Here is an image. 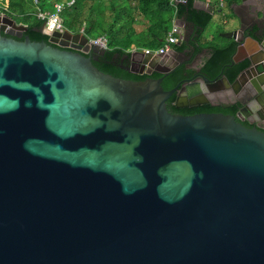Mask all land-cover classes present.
I'll list each match as a JSON object with an SVG mask.
<instances>
[{
	"label": "water",
	"instance_id": "95a60500",
	"mask_svg": "<svg viewBox=\"0 0 264 264\" xmlns=\"http://www.w3.org/2000/svg\"><path fill=\"white\" fill-rule=\"evenodd\" d=\"M233 14L219 34L240 43L262 17L247 0ZM0 29V264H264V32L234 81L167 90L165 54L131 52L120 67L147 77L128 79L97 68L86 34ZM175 93L219 94L240 118L172 113Z\"/></svg>",
	"mask_w": 264,
	"mask_h": 264
},
{
	"label": "trees",
	"instance_id": "16d2710c",
	"mask_svg": "<svg viewBox=\"0 0 264 264\" xmlns=\"http://www.w3.org/2000/svg\"><path fill=\"white\" fill-rule=\"evenodd\" d=\"M68 0H0V11L13 18L18 25H26L28 30L24 32L33 41H48L49 35L39 33L44 20L37 17L39 11H51L57 2L64 3L61 17L64 26L72 31L79 32L84 27L88 36L96 33L105 35L108 41L104 55L100 56L94 64L101 71L113 76L128 79H144L147 75H133L127 73L120 66H126L129 62V50L135 46L139 49L157 48L162 45V40L171 28L173 15L177 18H185L189 23H194L199 29L200 41L205 28L212 19L213 9L203 10L194 7L195 0H185L175 5L171 0H75L72 6H67ZM233 1L225 0L222 7ZM102 4V5H101ZM219 7V6H218ZM233 14V13H232ZM143 27L138 31L136 26ZM217 32L216 40L201 45L208 47L211 55L207 58L203 71L210 78H216L224 73L230 82L249 65L247 54L257 49L259 38L254 31L246 34L238 43L232 38L220 36ZM96 35V36H97ZM134 41L136 44L133 45ZM180 73L175 74L169 81L163 83V87H172L180 78ZM152 76H157L152 74ZM174 96L167 102V108L172 113L188 114L192 110H178L173 105ZM205 110H221L233 112V108H214L210 105ZM230 109V110H228Z\"/></svg>",
	"mask_w": 264,
	"mask_h": 264
},
{
	"label": "flooded vegetation",
	"instance_id": "af4514ba",
	"mask_svg": "<svg viewBox=\"0 0 264 264\" xmlns=\"http://www.w3.org/2000/svg\"><path fill=\"white\" fill-rule=\"evenodd\" d=\"M247 1L249 3L250 11L252 13L257 12L258 16L262 17V18H256L257 26H255L252 31L255 32V35L256 33L264 32V0H247ZM190 24L193 25L194 28H193V32L190 35L189 39L184 40L182 34L179 35L178 41L172 47L171 51L163 55L167 57L166 63L158 64L155 66V69L157 70L169 69L167 74L162 79V84L169 81L170 78H172L175 74H178V73H180L181 75L177 83L182 81V84H184L185 87L187 86L188 81H192L193 79L203 82L200 78H198V75H200V73L207 76L206 73L203 71V67L205 65L207 58L211 55V51L208 47L201 45L202 42L199 39L200 34L198 32L199 31L198 27H196L194 23H190ZM187 25L183 24V27H182L183 31H188L190 29L189 24ZM0 33L3 35H7L5 31H2L1 29H0ZM249 33H251V31L248 32L247 34ZM61 44L64 45L63 48L71 49L72 43L70 41L62 39ZM251 53H248L247 56L250 55ZM124 71L129 73L125 69ZM152 74H156L157 76H152ZM152 74L150 75L152 77H160L162 75L155 70L152 72ZM193 75H196V76L192 80H189V78H191ZM176 84H174L172 87L168 89L173 88ZM172 96H174L172 103L176 109L183 110V111L184 110L193 111V113H188L184 115L201 113V112H222L226 114H234L238 120L240 118V115H239L240 110L238 109L237 104L231 103V100L226 97L225 98L213 97L210 99L209 103L192 104V103L203 101L204 99L200 97H187V96H181L177 99L176 93L173 94ZM170 97L167 99L166 103L170 100ZM206 105H210L211 107H214V108H219V107H222L223 109L233 108V112L231 111L223 112L221 110H216V109L215 110H205L204 107ZM177 114H181V113H177ZM246 115H247L246 117L243 116V120H242L243 124L246 126L254 125L255 123H251L250 121V119L253 120V117L250 114H246ZM260 125L264 127V124H260Z\"/></svg>",
	"mask_w": 264,
	"mask_h": 264
},
{
	"label": "built area",
	"instance_id": "2783aa9c",
	"mask_svg": "<svg viewBox=\"0 0 264 264\" xmlns=\"http://www.w3.org/2000/svg\"><path fill=\"white\" fill-rule=\"evenodd\" d=\"M185 0H171V4L175 5L178 2H184ZM216 3H218L219 7H222L225 3V0H213ZM75 0H68L67 1V6H72ZM208 9H213V7H206ZM64 9V3L62 2H57L53 6V10L51 11H39L36 15L38 18L44 20V33L47 35H50L51 33L57 31L60 33H63L64 31L68 30L64 26L63 19L61 17V13L63 12ZM0 15H5L0 11ZM178 18L176 14L173 15V21L171 28L167 32L166 36L162 40V45L157 47V48H144V49H139V48H132L129 50V53L140 50L146 54H152V55H161L168 53L171 51L172 47L177 43L179 35H181V28L177 24ZM70 31V30H68ZM72 32V31H70ZM75 33V32H72ZM81 34H86L84 32V27L79 31ZM88 36V35H87ZM88 41L91 45H97L100 48L106 49L108 45V41L106 36L101 35L97 37H89L88 36Z\"/></svg>",
	"mask_w": 264,
	"mask_h": 264
},
{
	"label": "rangeland",
	"instance_id": "374dc122",
	"mask_svg": "<svg viewBox=\"0 0 264 264\" xmlns=\"http://www.w3.org/2000/svg\"><path fill=\"white\" fill-rule=\"evenodd\" d=\"M102 5V4H101ZM219 9L220 12H219ZM234 18L233 14L231 13L230 9L228 6H224L223 8L218 7L217 5L214 6V11L212 14V19L208 26L205 28L203 34H202V39L201 41L204 43H209L213 38L216 40L217 36V27L218 28H224L227 26L225 24L226 22H232V19ZM226 21L225 23L223 22ZM97 34L94 33L92 36L89 37H97ZM136 44V41H134L133 45Z\"/></svg>",
	"mask_w": 264,
	"mask_h": 264
},
{
	"label": "crops",
	"instance_id": "0c3cea01",
	"mask_svg": "<svg viewBox=\"0 0 264 264\" xmlns=\"http://www.w3.org/2000/svg\"><path fill=\"white\" fill-rule=\"evenodd\" d=\"M241 2V0H239V1H233V2H231L230 4H228L227 6L229 7V9H230V11H231V13H233V8H235V6H236V3H240ZM213 3H216L215 1H213V0H195V2H194V4L198 7V8H202V7H213L214 5H213ZM220 10L221 9H219V12H220ZM233 16H234V18L232 19V22H226V21H224L223 20V22L225 23V24H227V26L226 27H224V28H218L217 27V32H219V31H231V30H233V29H236L237 27H238V25H239V20H238V18L233 14ZM178 20L179 21H182V19L181 18H178ZM136 28H137V30L138 31H140V30H142V28L143 27H141L140 25L139 26H136ZM181 32H183V30L181 29ZM221 33V32H220ZM97 36H101V35H97ZM105 36V35H104ZM132 48H137V47H135V46H133ZM131 48V49H132ZM140 51V50H139ZM214 97H220L219 96V94H216V95H214Z\"/></svg>",
	"mask_w": 264,
	"mask_h": 264
}]
</instances>
